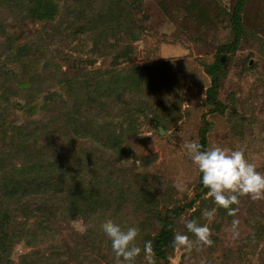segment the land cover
Wrapping results in <instances>:
<instances>
[{"label":"rangeland","instance_id":"obj_1","mask_svg":"<svg viewBox=\"0 0 264 264\" xmlns=\"http://www.w3.org/2000/svg\"><path fill=\"white\" fill-rule=\"evenodd\" d=\"M27 1L0 0V181L28 174L31 151L61 163V179L120 200L74 215L63 192L3 199L0 264H115L101 228L109 220L137 225L156 264H264V198L239 195L231 213L214 204L182 147L238 148L264 173V0H245L233 50L224 48L233 40L226 13L237 0H48L44 19ZM220 49L209 99L205 67ZM99 69L127 78H78ZM83 159L100 170H82ZM164 218L172 225L161 256ZM194 218L208 225L210 245L186 229ZM177 231L191 248L172 244Z\"/></svg>","mask_w":264,"mask_h":264},{"label":"clouds","instance_id":"obj_2","mask_svg":"<svg viewBox=\"0 0 264 264\" xmlns=\"http://www.w3.org/2000/svg\"><path fill=\"white\" fill-rule=\"evenodd\" d=\"M186 154L200 173V183L208 190L214 204L229 213L235 211L230 205L238 203V196L247 194L250 199L264 198V173L246 158L241 149H228L220 145L203 147L198 140H188L182 145ZM213 210H203L202 215L211 219ZM235 223V222H234ZM188 232L197 241L211 244L208 225L200 224L194 218L186 221ZM103 235L110 241L115 264H136V258L143 252L146 264H156L151 240H144L143 247L137 243L140 229L137 225L122 227L111 220L102 225ZM172 244L191 248L192 240L186 233L175 232Z\"/></svg>","mask_w":264,"mask_h":264},{"label":"trees","instance_id":"obj_3","mask_svg":"<svg viewBox=\"0 0 264 264\" xmlns=\"http://www.w3.org/2000/svg\"><path fill=\"white\" fill-rule=\"evenodd\" d=\"M93 1V0H88ZM86 4V0L82 1V3ZM245 0H237V2L234 4L232 11H228L227 17H228V22H227V29L232 33L233 35V40L225 45L224 48L226 50H233L234 47L238 43V38L242 35L241 32V18H240V11L242 9V6L244 5ZM20 6H22L23 9V1L17 2ZM50 3L48 0H28L27 4L31 6L30 9H27L28 13H31L32 15H35L39 17L40 19H44L48 17V9L50 8ZM103 4L110 5L109 1L105 0ZM52 8V6H51ZM114 10V8H111ZM96 8L92 10V12H95ZM53 12V10H52ZM115 14V12H114ZM91 15V14H90ZM107 15V11H105V16ZM97 16V14H96ZM114 17V15H113ZM116 17V14H115ZM222 50L220 49L216 59L213 60L212 63H209L205 67L206 73L211 77V85L208 90V96L210 98H214V95L216 94L215 88L218 84V74L220 67L222 66V62L226 61V57L220 54ZM119 71V70H118ZM93 76H99L98 79H100L101 84L104 86H107L108 84L111 85L110 82H112L116 76H123L120 73H116V71H108L106 70H93L89 71L86 74H79L78 78H82L85 75H90L91 73ZM135 73L136 78L134 81L139 82H145L144 81V75L141 73ZM143 73V72H142ZM145 73V72H144ZM96 74V75H95ZM142 75V76H141ZM92 76V77H93ZM124 78H127V75L123 76ZM127 82V81H126ZM201 141L202 144L205 142L204 135H201ZM44 155L39 154V153H33L29 152L27 159L25 161V164H27L30 168L28 171V174L22 175L19 177H6L0 181V202L3 201V199H14L15 201H19V198H23L29 194L35 193V196L45 197L46 195H51V194H56L60 192H63L66 198L74 203V207L76 206V214L83 213L84 208H89L97 203L100 204H106L111 205V204H116L120 199L113 195V196H105L103 193L106 192V190H103L99 192L98 194H91L93 191L89 190L87 192L86 184L81 182V184L73 183L70 181H65L64 179H61L62 176L58 175V170L62 167L61 163H51L50 160L43 159ZM80 164V166H78ZM79 164H77L78 167L82 168V170L90 173V174H95L97 171L100 170V166H98L95 162L89 161L86 159H83ZM23 171V170H22ZM65 187V190L63 188ZM63 190V191H62ZM121 198V197H120ZM98 199H102V202H98ZM96 200V201H95ZM25 207V206H23ZM81 207V208H80ZM9 211L7 208H2L0 206V215H5ZM224 209L220 208L219 213H221V217L224 214ZM163 224L161 227V234L158 239V245L156 249L157 254H162L161 247L164 244H168L169 240V233L171 231V225L172 222L170 221L169 218H164Z\"/></svg>","mask_w":264,"mask_h":264},{"label":"water","instance_id":"obj_4","mask_svg":"<svg viewBox=\"0 0 264 264\" xmlns=\"http://www.w3.org/2000/svg\"><path fill=\"white\" fill-rule=\"evenodd\" d=\"M134 38H137V35L136 34H134ZM156 127H157V130H158V132L160 134H163L164 133V130H163V128L160 125H156Z\"/></svg>","mask_w":264,"mask_h":264}]
</instances>
